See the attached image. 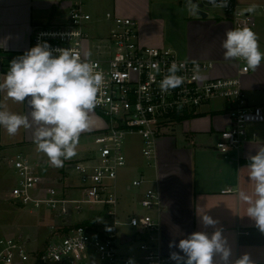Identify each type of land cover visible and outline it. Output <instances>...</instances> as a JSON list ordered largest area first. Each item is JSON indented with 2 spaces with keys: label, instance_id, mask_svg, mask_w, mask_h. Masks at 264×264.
<instances>
[{
  "label": "built area",
  "instance_id": "built-area-1",
  "mask_svg": "<svg viewBox=\"0 0 264 264\" xmlns=\"http://www.w3.org/2000/svg\"><path fill=\"white\" fill-rule=\"evenodd\" d=\"M192 1V7L208 16L214 12L229 18L234 28H254V16L244 11L240 0H226L223 7L218 4L222 0ZM56 6L60 12L57 21L34 29L32 47L46 41L53 49L73 48L102 71L104 83L93 111L102 116L104 126L93 136V154L71 163L66 171L79 181L72 195L40 174L42 165L24 154L11 160L17 182L9 199L24 208L52 214L62 224L43 250L36 248L30 235L0 237V264H128L129 259L135 264H176L162 249L164 206L158 178L133 180L129 190H136L133 203L137 205L131 214L123 206L118 179L128 165L127 141L140 138L146 166L157 170L159 139L212 103L223 101L229 125L210 147L225 157L240 152L250 140L259 138L252 128L264 123V109L250 104L242 86V77L252 70L236 60L240 66L236 76L211 77V62L185 60L171 48L143 44L139 24L132 18L112 11L95 15L87 10L86 0H59ZM174 61L184 64L177 73L184 83L162 93L159 82ZM2 73L0 64V77ZM231 191L227 188L223 193ZM139 209L155 210V215L147 213L141 219ZM126 212L129 216L123 221L121 215ZM85 213L88 217L73 221ZM125 228L134 229V234L126 233ZM123 236L132 241L122 243ZM134 242L140 243L135 250L122 252L119 248Z\"/></svg>",
  "mask_w": 264,
  "mask_h": 264
},
{
  "label": "crops",
  "instance_id": "crops-1",
  "mask_svg": "<svg viewBox=\"0 0 264 264\" xmlns=\"http://www.w3.org/2000/svg\"><path fill=\"white\" fill-rule=\"evenodd\" d=\"M240 3L245 9L255 7L250 13L255 19L253 31L257 34L261 51H264V0H240ZM96 4L95 15L112 11L137 21L141 41L147 46L171 48L185 60L211 62L214 64L211 77L228 78L238 73L240 66L236 60L224 59L222 42L225 33L234 27L232 21L222 14L203 19L191 12V0H97ZM55 6L56 0H0V64L3 66L0 82L10 62L32 47L34 29L43 26L46 18L52 19ZM242 86L250 104L264 109V61L255 71L242 77ZM0 104L21 115L31 111L26 104L7 98L2 92ZM89 116L90 130L81 134L76 155L65 160L63 167L57 170L43 153L37 151L31 129L21 128L16 135L10 136L0 128V197L6 180L17 182L11 160L18 154H24L35 164H40L36 161L42 159L45 165L40 167L43 176L51 183L58 182L57 186L72 195V188L77 187L79 181L66 171L71 163L93 154V136L104 126L94 111ZM228 125L226 103H212L202 114L187 119L172 133L159 139L157 170L146 166L140 147L141 156L128 158V165L120 172L118 181L121 175L125 177L132 173L137 174L135 179L138 176L153 181L158 178L164 206L160 223L165 254L179 252L183 255L177 247L170 248V242L178 244L180 239L197 231L210 238L214 231L220 230L232 251L230 262L247 253L254 264H264V233L246 216L247 205L237 196V190L249 195L253 193L246 166L248 156L255 155L256 150L264 146V123L252 128L259 134L257 140H250L240 152L222 158L210 143ZM178 137H181V143H178ZM131 184L125 193H121L125 202L135 201L136 190H129ZM227 188L232 190L231 193H223ZM203 215H209L217 223L205 226L201 219ZM213 261L214 264H223L219 254L214 255Z\"/></svg>",
  "mask_w": 264,
  "mask_h": 264
},
{
  "label": "clouds",
  "instance_id": "clouds-1",
  "mask_svg": "<svg viewBox=\"0 0 264 264\" xmlns=\"http://www.w3.org/2000/svg\"><path fill=\"white\" fill-rule=\"evenodd\" d=\"M212 2L217 3L216 0ZM226 6V0L218 3ZM254 6L245 9L251 13ZM225 60L243 61L246 69L255 71L264 61L257 34L248 27H237L225 33L222 42ZM184 64L175 61L167 74L159 82L162 93L180 87L184 78L177 73ZM104 83V76L97 66L81 58L73 48H51L45 42H38L23 55L14 58L7 73L0 82V92L7 98L26 104L31 111L21 115L0 104V128L10 136L21 128L31 129L33 143L37 151L43 153L53 167H63L64 161L76 155V148L82 133L90 130L89 114L98 103V94ZM248 182L253 185L249 195L237 190L240 201L247 205L246 216L264 233V146L248 156ZM205 226L217 221L209 215L201 217ZM169 247H177L179 252L170 253L176 264H214L213 257L219 254L223 264H254L245 253L230 262L231 248L222 237L220 230L209 236L204 232H193L178 244L170 242ZM128 264H135L129 259Z\"/></svg>",
  "mask_w": 264,
  "mask_h": 264
},
{
  "label": "rangeland",
  "instance_id": "rangeland-1",
  "mask_svg": "<svg viewBox=\"0 0 264 264\" xmlns=\"http://www.w3.org/2000/svg\"><path fill=\"white\" fill-rule=\"evenodd\" d=\"M58 2L59 0H56V3ZM96 3L97 0H86L87 10L93 13L97 6ZM55 8L56 9L52 14L53 17L51 16L52 19L46 18L44 21L46 24L44 23L43 25H50L51 23L53 24V22L57 21L60 12L58 10V6H55ZM211 15L214 16V12H212ZM49 19H51L50 24L48 23ZM95 114L99 118L102 117L97 112H95ZM178 138V143H181V137ZM91 144H93V142ZM140 147V138H129L126 144L128 158H132L134 155H140ZM36 163H40L43 167H45L42 159L36 161ZM55 169L57 170L58 168ZM59 172L60 171H57V173ZM39 173L43 175L41 170H39ZM136 177L137 174L135 173L126 174L125 177H122L121 175L119 180L120 193H125L126 187L132 183ZM4 183L5 188L0 197V237L14 236L18 233L30 235L36 241V248L43 250L46 243L51 240L56 233L60 232L59 227L61 226L62 222L52 214L36 212L29 208H24L21 205L11 201L8 197V191L11 190L16 185V183L14 180L10 179L6 180ZM136 205L137 204L133 202L123 201V206L127 207V211L130 212V214L135 210L134 207ZM128 212H126V214L123 216L121 215V219L123 221H127V217L129 216ZM139 212V218L141 219H143L144 215L147 213H150L153 216L155 215V210L153 212H147L146 210L139 209ZM88 215V213H85L81 216H76L73 221L77 222L83 217H88ZM123 230L128 234H134L135 232V230L131 228H125ZM139 245V242H134L125 246H120L119 248L122 252H126L127 250H135V248H137Z\"/></svg>",
  "mask_w": 264,
  "mask_h": 264
},
{
  "label": "water",
  "instance_id": "water-1",
  "mask_svg": "<svg viewBox=\"0 0 264 264\" xmlns=\"http://www.w3.org/2000/svg\"><path fill=\"white\" fill-rule=\"evenodd\" d=\"M193 3H196L195 0L192 1ZM191 12L195 13L197 16L203 18V19H206L208 18V14L205 13V12H202L200 10H196L194 7L191 9ZM222 158H225L224 155H221ZM132 241V238H129V237H126V236H123L122 238V243H126V242H130Z\"/></svg>",
  "mask_w": 264,
  "mask_h": 264
}]
</instances>
